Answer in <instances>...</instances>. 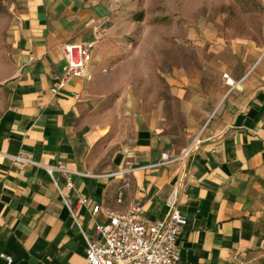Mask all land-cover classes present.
<instances>
[{
  "label": "crops",
  "instance_id": "obj_1",
  "mask_svg": "<svg viewBox=\"0 0 264 264\" xmlns=\"http://www.w3.org/2000/svg\"><path fill=\"white\" fill-rule=\"evenodd\" d=\"M11 4V57L0 78V264H87L85 236L44 167L58 163L70 171L53 175L72 193L87 236L96 222L108 220L107 210H123L135 199L149 220L162 217L174 189L187 219L177 264H244L264 254V41L233 46L218 91L176 89L184 132H174L161 106L145 107L132 115L129 141L107 154L105 130L86 110L96 71L91 59L88 78L60 84L63 43L96 39L106 2ZM196 132L200 142L180 153ZM179 133L184 138L177 141ZM162 152L179 156L165 161ZM81 195L87 203L77 202Z\"/></svg>",
  "mask_w": 264,
  "mask_h": 264
},
{
  "label": "rangeland",
  "instance_id": "obj_2",
  "mask_svg": "<svg viewBox=\"0 0 264 264\" xmlns=\"http://www.w3.org/2000/svg\"><path fill=\"white\" fill-rule=\"evenodd\" d=\"M103 1L108 13L92 52L96 71L86 110L105 130L107 154L129 141L132 115L145 107L161 106L174 132H184V107L176 89L218 91L222 63L232 61L233 46L264 41L262 0ZM11 6V0H0V78L11 57ZM179 134L177 141L184 138ZM244 264H264V254Z\"/></svg>",
  "mask_w": 264,
  "mask_h": 264
},
{
  "label": "built area",
  "instance_id": "obj_3",
  "mask_svg": "<svg viewBox=\"0 0 264 264\" xmlns=\"http://www.w3.org/2000/svg\"><path fill=\"white\" fill-rule=\"evenodd\" d=\"M264 2V0H262ZM96 39L72 40L63 43L61 47L64 62L62 64V77L60 84L71 77H89L88 63L92 57ZM78 97V94H75ZM201 140L198 133L192 141L180 152L184 154ZM163 160L168 161L179 156L169 157L162 152ZM19 161H31L27 156H14ZM164 162V161H163ZM51 175L53 183L61 196L62 202L72 216V222L79 226L86 239L85 257L87 264H177L180 258V247L177 241L178 234L186 224V217L176 206V191L173 189L167 195L166 213L160 217L149 220L146 215L144 203L135 199L123 210H107L108 220L96 222L93 234L87 236L81 228L80 218L71 206L72 193L64 191L53 175L55 170L70 171L61 163L44 164ZM73 181L67 177L65 186L73 187ZM122 190L118 191V200H121ZM79 204L87 203L86 196H78ZM97 205L93 207L95 211ZM8 262L11 256L4 254Z\"/></svg>",
  "mask_w": 264,
  "mask_h": 264
},
{
  "label": "bare ground",
  "instance_id": "obj_4",
  "mask_svg": "<svg viewBox=\"0 0 264 264\" xmlns=\"http://www.w3.org/2000/svg\"><path fill=\"white\" fill-rule=\"evenodd\" d=\"M228 81H229V79H228Z\"/></svg>",
  "mask_w": 264,
  "mask_h": 264
}]
</instances>
